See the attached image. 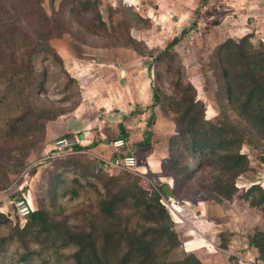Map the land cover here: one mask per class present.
Segmentation results:
<instances>
[{"label": "rangeland", "instance_id": "1", "mask_svg": "<svg viewBox=\"0 0 264 264\" xmlns=\"http://www.w3.org/2000/svg\"><path fill=\"white\" fill-rule=\"evenodd\" d=\"M50 1L0 0V241L6 238L0 264H76L78 247L62 243L68 230L100 239L119 223L153 224L140 213L143 205L132 199L118 206L114 216L104 214L102 199L120 190L146 199L159 192L169 215L164 224L170 227L168 243L159 248L161 263L187 264L188 258V264H264L251 244L264 237V138L228 99L218 54L226 39L199 24L191 3V14L182 15L160 9L155 0L136 5L100 0L103 24L93 9L71 13L73 0ZM194 21L197 25L180 43L168 48ZM130 36L133 45H128ZM254 36V43L261 40ZM123 47L136 52L147 67L148 93L152 91L149 109L136 108L126 117L107 102L118 95L115 75L108 74L114 53ZM30 60L33 73L28 76ZM189 84L205 105L208 125L226 129L221 131L224 138L243 135L242 142L228 144L227 150L247 155L244 171L220 178L215 152L194 175H184L196 158L177 137V114L170 103ZM88 131L112 138L126 133L136 143L118 150H112L113 141L90 149L53 148L65 136L82 145L80 133ZM125 152L137 155L136 167L99 165L98 157ZM74 166L76 171L67 170ZM18 195L45 214L44 223L36 220L31 226L29 218L17 215L11 200ZM17 225L25 229L22 237ZM164 249L169 250L166 255Z\"/></svg>", "mask_w": 264, "mask_h": 264}, {"label": "trees", "instance_id": "2", "mask_svg": "<svg viewBox=\"0 0 264 264\" xmlns=\"http://www.w3.org/2000/svg\"><path fill=\"white\" fill-rule=\"evenodd\" d=\"M73 1L74 3L70 7L71 13L77 12V14H80L81 11L93 9L99 21L105 24L99 10L100 0ZM202 3H207V0H202ZM50 4H53V0L50 1ZM196 25L197 22L194 21L188 27L183 28L171 40L168 48L180 43L182 38ZM254 37L253 34H247L240 38L229 37L220 44L218 54L220 56L223 84L229 101L236 106L240 115L249 121L264 138V42L259 40L254 43ZM129 39L128 45H133L134 37L130 36ZM30 50V55H32L36 52V47H31ZM18 69L15 70L16 74L20 71ZM27 72L28 76L33 73L31 60L27 66ZM42 84L43 81L38 83L39 86H42ZM154 100L155 102L158 100L156 94H154ZM170 107L177 114V137L183 141L192 158H196L195 167L191 166L187 172L185 169L184 175L186 177L194 175L203 166L208 155L215 152L218 153L220 160V174L223 173L221 176L218 175L220 178H223L225 173L228 172L235 176L248 168L249 159L246 154L227 150L228 144L242 142L243 135H239L241 138L228 139L227 136L224 138L225 135L221 131H226V129L208 125L205 121V105L202 100L195 97L193 85H186L178 98L172 100ZM120 136L124 139L128 137L126 133ZM108 140L114 141L116 137ZM97 143L98 141L94 140L88 145L76 144L66 148V150H81L96 146ZM60 168H63V166H60ZM67 170L76 171L77 168L74 166L67 168ZM59 184L58 179L55 182L56 188ZM162 189L161 187L160 190ZM55 192L57 194L58 191ZM76 193L75 191L74 194ZM131 199L134 200L136 205H143L145 212L140 213L153 224H139L134 227L127 224L123 227L119 223L116 229L108 228L105 230L100 239L90 232L68 230L67 235L62 239V243L75 244L78 247L74 252L76 264H163L161 263L159 248L163 242L168 243L166 237L170 227L164 224L165 217L169 215L165 205L160 200L158 191L151 199L140 197L129 190L111 192L108 198L102 199V210L106 216L112 217L119 208L118 206L127 205ZM44 215L40 210H32L27 218L30 219L31 226H36V220H41L44 223ZM16 228L22 237L25 229L20 228L19 225ZM5 243L6 238L3 237L0 241V247ZM251 244L259 249L261 252L260 257L264 260V237L252 240ZM168 251V249H164L162 254L166 255ZM28 255L29 252L25 253L23 258ZM184 261L188 264L189 259L186 258ZM169 264H175V262Z\"/></svg>", "mask_w": 264, "mask_h": 264}, {"label": "crops", "instance_id": "3", "mask_svg": "<svg viewBox=\"0 0 264 264\" xmlns=\"http://www.w3.org/2000/svg\"><path fill=\"white\" fill-rule=\"evenodd\" d=\"M124 1L136 5L142 0ZM148 1L153 2V0ZM155 2L160 9H168V11L173 9L177 14L182 15L191 14V12H187V6L191 3L192 10L196 11L199 24L212 28L214 36L220 40L235 35L253 34L259 36L264 42V0H207L205 4L202 3V0H155ZM114 57L116 61H114L113 71L108 74V77L115 75L118 95L113 101L110 99L107 102H111L112 108L116 109L117 115L121 117L130 116V113H133L136 108L145 112L149 109V104L152 101L151 89V92L148 93L150 80L147 81L146 78L148 75L147 67L142 62H138L137 54L131 48L119 49L114 53ZM108 61L109 59L103 63ZM107 119H110V116ZM119 125L122 126L123 124L120 122ZM88 132L84 135L80 133L84 139L82 145H88L94 140L98 141L96 146L88 147L89 149L104 147L112 142V140H108L112 137H98L97 133ZM120 135L116 139L120 138ZM125 139L127 143L134 145L135 141L132 142L129 135Z\"/></svg>", "mask_w": 264, "mask_h": 264}, {"label": "built area", "instance_id": "4", "mask_svg": "<svg viewBox=\"0 0 264 264\" xmlns=\"http://www.w3.org/2000/svg\"><path fill=\"white\" fill-rule=\"evenodd\" d=\"M127 143V140L124 138H117L113 141L114 149L118 150L122 148ZM77 144V140L70 137H62L56 140L53 148L56 150H65L68 147ZM99 165L104 168L110 169H131L138 165V157L134 153L125 152L123 154L115 155L113 157H98ZM17 215L21 219H27V217L32 212V205L25 196L18 195L13 200H11Z\"/></svg>", "mask_w": 264, "mask_h": 264}, {"label": "water", "instance_id": "5", "mask_svg": "<svg viewBox=\"0 0 264 264\" xmlns=\"http://www.w3.org/2000/svg\"><path fill=\"white\" fill-rule=\"evenodd\" d=\"M164 190L166 191V193H167L168 195H170L171 197H174V193L170 191L168 185H165V186H164Z\"/></svg>", "mask_w": 264, "mask_h": 264}]
</instances>
